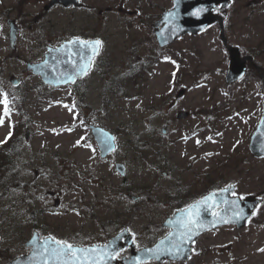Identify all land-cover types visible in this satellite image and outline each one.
Here are the masks:
<instances>
[{
  "label": "rangeland",
  "instance_id": "obj_1",
  "mask_svg": "<svg viewBox=\"0 0 264 264\" xmlns=\"http://www.w3.org/2000/svg\"><path fill=\"white\" fill-rule=\"evenodd\" d=\"M249 1L233 0L226 8L225 29L264 70V0ZM42 3L0 0V100L6 94L16 103L8 102L10 115L0 103V142L19 135L22 146L17 170L10 179L5 173L0 193V264L27 252L34 230L88 244L104 241L111 225L126 222L147 242L165 232L163 201L176 188L188 183L190 194L200 195L214 182L228 187L230 181L238 194L263 196L248 223L206 232L188 260L148 264H264V156L248 147L251 124L263 109L258 69L251 66L238 82L226 81L230 57L218 24L152 50L151 23L173 0H125L126 7L139 8V18L122 16L119 1L110 19L107 13L97 17L93 8L97 22L104 18L106 45L77 84L52 85L27 63L45 58L48 45L59 43L74 25L69 11L56 7L44 15ZM85 15L78 12L76 22ZM8 16L20 24L15 48ZM122 68L131 69L128 78L108 90L111 74ZM12 75L21 82L15 84ZM182 86L187 91L178 97ZM175 105L190 115L177 118ZM90 123L118 135L119 144L107 157L101 156ZM118 160L127 164L131 187L116 169Z\"/></svg>",
  "mask_w": 264,
  "mask_h": 264
},
{
  "label": "water",
  "instance_id": "obj_2",
  "mask_svg": "<svg viewBox=\"0 0 264 264\" xmlns=\"http://www.w3.org/2000/svg\"><path fill=\"white\" fill-rule=\"evenodd\" d=\"M57 1V0H55ZM67 3L68 0H60ZM175 6L164 12L162 21L166 24L162 30L159 31L158 36L162 43L173 39L185 31L197 32L203 29L206 25L213 22L218 15L213 12L218 4L221 6L226 5L229 0H174ZM199 10V11H198ZM12 26L11 42L15 45L17 36L18 25L14 19L9 20ZM85 43L82 44L79 40H71L64 42L58 48H52L46 56V59L37 62L29 63L28 67L33 68L34 72L41 73L46 82L60 84L85 74L87 71L81 69L89 68L90 60L92 58L91 50ZM231 52V65L227 73L229 80L239 78L246 69V59L240 55V48L237 46H229ZM71 77V79H69ZM13 81L18 83L19 78L13 76ZM185 91L182 88L179 95ZM188 111H180L178 115L184 117L188 115ZM93 132L95 133L100 146L105 155L115 146L114 134L105 130L101 126H94ZM251 149L257 154H264V114L259 122V125L252 135ZM118 168L124 173V164L118 163ZM232 187L224 188L219 192H211L204 198L191 204L188 208L177 211L172 217L168 218L166 224L173 227L171 232L161 238L155 245L139 250L127 259V263H135L138 260H145L151 257L162 259L169 258H187L191 252L193 240L204 230L229 221L238 222L239 225L245 223L246 218L252 213L259 198L255 196H248L241 198L239 196H231ZM211 198V199H208ZM225 202L224 208L216 213L212 210ZM196 206L199 216L198 221L202 225L198 229V234L193 233L191 240H185L182 244V249L177 252H169L167 249L171 247V241L179 239L178 233L181 231L180 225L177 223L182 217H186L188 212L193 210ZM240 213V215H236ZM127 232V229L121 231L119 234L111 238V241L105 245H91L84 248L103 247L109 246L113 251L117 250L119 246V238ZM51 237L39 240L37 232L27 241L28 245H33L30 253L20 255L13 259L8 264H45L43 248L45 242ZM114 245V247H113ZM53 245H49L51 247ZM117 246V247H116ZM79 247V246H77ZM159 249V250H158ZM151 250V251H150ZM115 260H111L109 264H114Z\"/></svg>",
  "mask_w": 264,
  "mask_h": 264
},
{
  "label": "flooded vegetation",
  "instance_id": "obj_3",
  "mask_svg": "<svg viewBox=\"0 0 264 264\" xmlns=\"http://www.w3.org/2000/svg\"><path fill=\"white\" fill-rule=\"evenodd\" d=\"M41 1H43V5H45L50 0H41ZM79 1H80L79 5H69V6H65L62 4L56 5L57 8H61V10H64V9L70 10L71 9L72 11L77 10V12L82 11V10L87 11V18L84 19L81 23L75 22L74 28H72V30H65L64 35H63L64 37L61 41L65 40L67 38H71V37H80L83 39L98 38L101 41L100 53L102 52L104 46L106 45V34L107 33L101 31V26L105 24V23H103L104 18L102 20H98V22H97L96 19L94 18V15L90 12L93 8H95V13H96L97 17H101L105 13L108 14L109 12L114 11L116 8L115 5H117V2L119 1L117 8H118V11L120 12V14L122 16H131V17L139 18V8L126 7L124 5L125 0H79ZM52 7L51 8H45V6H44L41 9V11L44 12V15H45V13L48 14L50 11L54 10V8H52ZM110 18L111 17L108 14V19H110ZM74 20L76 21V19H74ZM91 20L95 21L97 26L100 28H95V25L91 23ZM102 28H104V26ZM95 61H96V59H95ZM252 64L258 69L259 73H260V70H263L262 66L260 64H258L257 62H253ZM96 65L98 66L99 69L103 68L102 66H99V64H96ZM138 66H139V61H138ZM260 75L261 74H259V77L261 78ZM175 108H177L176 105H175ZM253 126H254V122L251 124L252 128H253ZM191 187H192L191 184L187 183V187L179 188L177 192H175L171 195V197L169 196L168 202L165 205L167 213L171 214V213L175 212L177 209L189 205L190 203H192L196 199L200 198L201 195H204L207 193V187H204V190L200 194V196H193L192 194H190ZM216 188L220 189L221 187L218 186ZM210 189H213V188H210ZM138 207L139 206L135 207V209H137ZM124 226H126V225H122V229L125 228ZM164 228L167 231L168 228H166V227H164ZM119 229H121V228H119ZM129 230H131V229L129 228ZM116 231H117L116 228H111L110 230H108V233L105 235L106 240H104L102 242L107 241L108 238H110L112 235H114L115 233L118 232V231L117 232ZM131 232H132L131 234L133 236H132V238H130V243L123 244V245L119 246V248H118L119 256L117 257V259H122V258L131 256L134 252L138 251L141 247L153 244L157 238H159L165 234V232L164 233L161 232L162 234L160 233L158 235V237H156L155 239L151 238V240L144 242L139 237V234L135 235V233L133 231H131ZM201 237L197 238L194 242L195 249L193 248L194 249L193 254H194V251L196 250V244H198V240ZM124 240H126V237L121 239V241H124ZM131 241H132V243H131ZM148 262L149 261L144 262V263H140V264H148Z\"/></svg>",
  "mask_w": 264,
  "mask_h": 264
},
{
  "label": "snow or ice",
  "instance_id": "obj_4",
  "mask_svg": "<svg viewBox=\"0 0 264 264\" xmlns=\"http://www.w3.org/2000/svg\"><path fill=\"white\" fill-rule=\"evenodd\" d=\"M94 43L96 46H99L101 41L97 40ZM86 70V67L81 69V71ZM0 103L5 105V115H10L6 94L4 99L0 100ZM2 123L3 119L0 118V124ZM236 215L239 216L240 213H236ZM198 216V210L196 206H193V210L188 212L186 217H182L177 221L181 228V231L177 234L179 239L171 241V247L167 249L169 252L178 253L182 249V244L185 240H191L193 233L198 234V229L202 227L198 221ZM49 245L53 246L49 247ZM42 255L44 256L45 264H109L111 260L119 256V251H113L109 246L92 248L77 247L66 240L61 241L55 238H49L45 242Z\"/></svg>",
  "mask_w": 264,
  "mask_h": 264
},
{
  "label": "trees",
  "instance_id": "obj_5",
  "mask_svg": "<svg viewBox=\"0 0 264 264\" xmlns=\"http://www.w3.org/2000/svg\"><path fill=\"white\" fill-rule=\"evenodd\" d=\"M12 136L13 134H10V136L0 144V193L1 190H3L4 183L8 181V177L5 173L9 174V179L12 178L14 176V171L17 170L15 166L22 158V151L18 142L20 140H16L20 139V137L19 135L15 137Z\"/></svg>",
  "mask_w": 264,
  "mask_h": 264
}]
</instances>
